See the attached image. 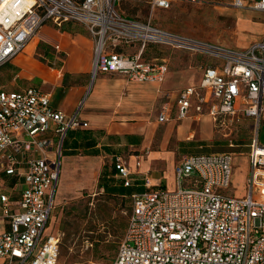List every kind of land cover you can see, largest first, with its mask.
I'll return each mask as SVG.
<instances>
[{
  "label": "built area",
  "instance_id": "1",
  "mask_svg": "<svg viewBox=\"0 0 264 264\" xmlns=\"http://www.w3.org/2000/svg\"><path fill=\"white\" fill-rule=\"evenodd\" d=\"M235 8L264 13V0H230ZM152 9H169L171 0H149ZM76 22L88 27L96 44V73H117L132 82L163 84L165 60L143 58L148 44L208 55L197 86L170 92L158 116L164 124L174 104L182 120L194 109L226 130L235 147L234 125L264 120V35L245 49L206 43L122 16L117 0H0V67L24 52L52 23ZM137 49L129 53L127 48ZM55 61H64L59 44ZM174 104H173V103ZM51 106L50 95L35 87L0 90V168L19 186V199L0 194L1 264H57L60 237L47 233L56 207L62 148L71 130L87 127ZM234 153L188 154L175 166L176 190L152 189L131 196L126 233L111 264H264V145L257 138L248 153L249 191L224 194L232 183ZM141 166V157L136 162ZM114 180L129 188L135 173L116 158Z\"/></svg>",
  "mask_w": 264,
  "mask_h": 264
},
{
  "label": "crops",
  "instance_id": "2",
  "mask_svg": "<svg viewBox=\"0 0 264 264\" xmlns=\"http://www.w3.org/2000/svg\"><path fill=\"white\" fill-rule=\"evenodd\" d=\"M69 23L76 22L65 24ZM50 24L55 26L52 23H48L42 30ZM60 34L61 37L59 38L51 37L57 41V44L61 46L65 54L63 62H54V54L53 56L39 59L31 52L25 53L24 51L12 61L0 67V75L7 76L5 80L1 81L0 90L17 91L35 87L50 95L51 106L54 110L60 111L68 117L77 115L81 122L88 124L87 127L71 130L64 139L55 209L59 205L60 186L67 173H71V178L73 179L80 177L95 179L100 176L99 173L104 164L110 161L109 159L115 162L116 158L122 157L135 173V181L132 187L125 188L121 182L114 180L113 187L124 189V194L116 195L129 198L131 201L133 194L143 193L147 190L144 185L145 178L150 180L152 189L176 190L175 166L182 156L189 154L187 153L188 151H184V147L189 143L197 144L199 143L198 141H201L206 143L207 146L212 141L213 132L223 136L224 141L229 143V139L224 136L227 131L224 129L218 130L211 118L206 114L197 116L195 110L191 109L188 117L179 120L177 118L176 105L173 102L171 118L164 124L174 122V126L170 125L167 129L158 131L157 124H160L158 116L162 107H159L160 109H158L155 118L153 112L148 118L144 116L143 102L145 100L153 101L156 97V99L161 101V106L164 97L168 93L178 91L175 89L181 90L190 86H197L203 77L204 68L211 63V58L208 55L205 56L210 61L201 65L200 71L192 70L191 68L181 73L179 77L176 76L174 78L175 81L170 80L175 85V88H170L171 83L167 84L168 88L165 86L162 88V84L132 82L127 77L117 73L98 72L90 89L93 78V38L82 31H78L73 35L65 32H60ZM44 35L47 37L48 32ZM37 39H39V36ZM133 48L136 51L137 46L134 45ZM194 58L201 59L197 55ZM166 80L167 77L164 83ZM132 102H135V105ZM245 123L253 125L254 134L251 142L244 145L249 149L248 154L255 138H258L259 142L264 145V120L262 126H260L263 133L260 132L259 136L254 131V122L251 119H243L237 122L234 125V134L238 127ZM196 131L200 133L201 138L194 142ZM190 132L193 133L191 134ZM181 133L191 135L181 137L179 136ZM210 153L219 152L210 150ZM139 157H141V166L138 168L136 162ZM83 165L87 167L84 168ZM113 166L111 170H113ZM96 172L97 176L95 177L94 174ZM15 182V178L8 177L0 168V194H9L12 199H19L20 188L15 186ZM117 192L120 193V191ZM52 220L53 218L50 221V225ZM6 229H8V226L2 218L0 209V230ZM1 263L2 260H0Z\"/></svg>",
  "mask_w": 264,
  "mask_h": 264
},
{
  "label": "rangeland",
  "instance_id": "3",
  "mask_svg": "<svg viewBox=\"0 0 264 264\" xmlns=\"http://www.w3.org/2000/svg\"><path fill=\"white\" fill-rule=\"evenodd\" d=\"M117 10L128 19L143 23L150 21L153 26L163 30L233 49L248 48L254 42L260 41L264 35V13L235 8L230 0H171L169 9L154 10L149 0H117ZM41 31L39 39L32 41L25 50V53L31 52L39 59L55 55L54 46L57 41L52 37H61L60 32L73 35L82 31L92 38L88 27L81 23L64 24L62 28L50 24ZM47 32L46 37L44 34ZM127 51L134 53L135 49L127 48ZM92 53L93 73L96 56L95 41ZM196 55L201 59L194 58ZM143 58L147 61L165 60L168 63L170 72L162 88L164 86L168 88V83H171L170 88H175L170 80L175 81L176 76L179 77L181 73L191 68L199 70L201 65L210 61L205 55L173 49L162 44H148ZM6 77L0 75V85ZM168 101L171 99L167 95L161 106V101L156 97L153 101L145 100L144 116L148 118L153 112L155 118L159 107ZM132 103L135 105V102ZM170 125L174 126L175 123L157 124L158 131L165 130ZM260 132L263 133L262 127L258 131V136ZM190 135L181 133L179 136ZM194 137V142H197L201 135L196 131ZM253 138V125L245 123L240 125L234 134L235 147H230L223 136L213 132L208 147L206 143L198 141L197 144L186 145L184 151H188L189 154H209L210 150L235 153L232 183L224 194L229 197H241L248 193L250 187L248 182L250 164L247 154L249 149L244 145L249 144ZM109 160L111 162L104 164L100 176L96 175L97 172L94 174L95 177L97 176L95 179L81 177L73 179L71 173H67L62 181L59 205L53 211L51 225L47 227V233L60 237L57 264H111L115 257L127 227L131 201L120 195H110L99 188L102 176L111 174L114 161ZM83 167L87 166L83 165ZM110 182L113 185L112 181Z\"/></svg>",
  "mask_w": 264,
  "mask_h": 264
},
{
  "label": "trees",
  "instance_id": "4",
  "mask_svg": "<svg viewBox=\"0 0 264 264\" xmlns=\"http://www.w3.org/2000/svg\"><path fill=\"white\" fill-rule=\"evenodd\" d=\"M110 173L111 174H104L102 176L100 183H99V188L104 189L110 195L124 194L125 193L124 189H122V188L117 189V188L113 187V185L110 182V181H112V183L114 184V178L112 176L114 175L115 170L114 169L111 170ZM105 180H106V182H105ZM117 191H120V193Z\"/></svg>",
  "mask_w": 264,
  "mask_h": 264
},
{
  "label": "water",
  "instance_id": "5",
  "mask_svg": "<svg viewBox=\"0 0 264 264\" xmlns=\"http://www.w3.org/2000/svg\"><path fill=\"white\" fill-rule=\"evenodd\" d=\"M95 77H96V72L94 71V72H93V78H92V82H91L90 89H91L92 85L94 84V79H95Z\"/></svg>",
  "mask_w": 264,
  "mask_h": 264
}]
</instances>
